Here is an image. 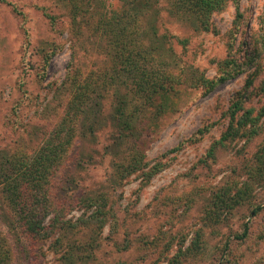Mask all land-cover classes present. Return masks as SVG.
<instances>
[{
	"label": "rangeland",
	"instance_id": "374dc122",
	"mask_svg": "<svg viewBox=\"0 0 264 264\" xmlns=\"http://www.w3.org/2000/svg\"><path fill=\"white\" fill-rule=\"evenodd\" d=\"M128 13L146 80L173 75L169 101L147 103L133 75H114V33L105 31ZM258 37L264 0H228L207 25L174 0H0V168L39 149L71 106L74 80L92 85L50 178L45 237L22 229L0 187L10 264H264V51L254 61L250 46ZM233 68L232 79L203 86ZM249 110L256 128L240 122ZM230 124L238 132L220 142ZM87 198L106 210L104 227L80 221L94 211L82 207Z\"/></svg>",
	"mask_w": 264,
	"mask_h": 264
},
{
	"label": "trees",
	"instance_id": "16d2710c",
	"mask_svg": "<svg viewBox=\"0 0 264 264\" xmlns=\"http://www.w3.org/2000/svg\"><path fill=\"white\" fill-rule=\"evenodd\" d=\"M227 2L228 0H174V7L177 10L193 12L202 24L207 25L213 13L225 10ZM72 13L76 20L79 13L77 6L76 8L74 7ZM129 14L130 13L123 14L122 18L118 19L119 21L116 20L114 26L110 24L107 26L108 28L106 31L104 29L105 32L109 30L107 34H110L109 32L114 33L107 36L110 37L109 39L111 40L109 43V54H111V61L115 67L113 71L114 75L124 76L127 75V73L133 75L134 87L147 103H151V101L156 98L157 94H161L162 97L166 96V100L169 101L168 86L173 81V75L163 74L164 79H159L153 83H150V78L146 80L150 72L146 68H143L138 59L139 56L133 50H130L131 47L137 44L139 32L136 31L137 15L134 17L132 15L129 16ZM121 20L125 21V25L122 24ZM112 27L114 28L111 29ZM97 29H101L102 31V28H96L95 30ZM247 44L248 42H245L244 46ZM250 46L252 47L253 60L256 61L257 58L262 56L264 51V38L258 37ZM50 59L51 54H47L44 58V71H46ZM72 72L73 70L70 66L67 73L68 78L76 79L75 76L74 78L72 77ZM237 74L238 72L235 68L231 70L227 69L224 71V74L216 80H207L203 78V86L205 85L210 92L228 79H232ZM71 87V106L66 110L58 125L47 137L43 138L44 142L39 149L35 152H17L12 154L11 157L7 156L4 159L2 168H0V187L2 188L4 196L3 200L18 218L22 229L32 237H45L46 234H42L45 227L44 222L51 216L52 212L55 214L52 202L47 197L48 188L50 187V178L55 172V165L61 160V157L65 154V151L76 137V110L84 103L83 100L85 96H88L89 90L92 89L90 82L81 83L76 80H74ZM161 111H163V108ZM252 114L253 110L247 111L240 119V122L245 125L250 124L252 127L256 128L258 117H252ZM242 126L243 125L239 124V127ZM127 129H129V125L126 123V127H123L122 131L125 132ZM237 132L238 130L235 129L233 124H230L228 131L222 136L220 142L232 139ZM136 156H138V154H136ZM133 158H135V156ZM132 168L134 169L133 164L129 168L123 167L124 171H122L121 166L119 175L124 173L122 175L123 179L128 177L132 172ZM164 168L165 165L159 164L155 170H152L147 175V179L156 175ZM241 199V196L239 200L236 199L235 205H239L242 201ZM82 207L87 210L94 209L91 216L80 220L82 223L97 228L104 227L107 221L106 210L99 204L98 200L95 201L92 198H87L82 202ZM56 211L61 213L63 208H57ZM257 212L258 210H255L253 214ZM53 219L52 225L61 223L59 218H55L54 216ZM12 258V249L8 244L7 237L0 228V264H10Z\"/></svg>",
	"mask_w": 264,
	"mask_h": 264
}]
</instances>
